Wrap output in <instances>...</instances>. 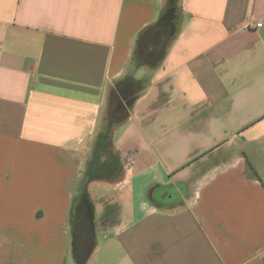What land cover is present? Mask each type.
Wrapping results in <instances>:
<instances>
[{
	"label": "crops",
	"instance_id": "1",
	"mask_svg": "<svg viewBox=\"0 0 264 264\" xmlns=\"http://www.w3.org/2000/svg\"><path fill=\"white\" fill-rule=\"evenodd\" d=\"M165 6L0 0V264H264V0H180L165 57L140 66ZM111 119L121 170L87 181Z\"/></svg>",
	"mask_w": 264,
	"mask_h": 264
},
{
	"label": "trees",
	"instance_id": "2",
	"mask_svg": "<svg viewBox=\"0 0 264 264\" xmlns=\"http://www.w3.org/2000/svg\"><path fill=\"white\" fill-rule=\"evenodd\" d=\"M179 2L180 0H166L163 17L140 35L135 54L140 66L153 69L165 57L174 36L175 26L173 21L179 12ZM140 89V83L125 81V83L119 85L118 92L127 105L131 107L136 101ZM115 127H117V123L111 119L99 134L86 172L87 181L112 179L121 170L119 157L114 155L112 149V137ZM91 213L92 206L84 188L81 196L75 201L72 213L73 238L78 255L84 253L85 244L89 240L87 235H90L89 230H91V227L87 224H89Z\"/></svg>",
	"mask_w": 264,
	"mask_h": 264
},
{
	"label": "water",
	"instance_id": "3",
	"mask_svg": "<svg viewBox=\"0 0 264 264\" xmlns=\"http://www.w3.org/2000/svg\"><path fill=\"white\" fill-rule=\"evenodd\" d=\"M122 109L127 110V107L124 102L120 99L118 95L113 96L110 106V115L113 116L115 114L121 113Z\"/></svg>",
	"mask_w": 264,
	"mask_h": 264
},
{
	"label": "built area",
	"instance_id": "4",
	"mask_svg": "<svg viewBox=\"0 0 264 264\" xmlns=\"http://www.w3.org/2000/svg\"><path fill=\"white\" fill-rule=\"evenodd\" d=\"M256 26H257L258 28H260V27H262V23H257Z\"/></svg>",
	"mask_w": 264,
	"mask_h": 264
},
{
	"label": "rangeland",
	"instance_id": "5",
	"mask_svg": "<svg viewBox=\"0 0 264 264\" xmlns=\"http://www.w3.org/2000/svg\"><path fill=\"white\" fill-rule=\"evenodd\" d=\"M118 126V125H117Z\"/></svg>",
	"mask_w": 264,
	"mask_h": 264
}]
</instances>
